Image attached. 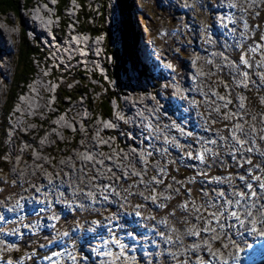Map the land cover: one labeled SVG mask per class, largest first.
<instances>
[{
	"label": "bare ground",
	"instance_id": "6f19581e",
	"mask_svg": "<svg viewBox=\"0 0 264 264\" xmlns=\"http://www.w3.org/2000/svg\"><path fill=\"white\" fill-rule=\"evenodd\" d=\"M53 1H55L53 3ZM51 0L50 4L54 5L56 4V0ZM135 4L138 7V10L135 12L137 20L143 24L144 26H147L150 29V32H146V34H140V31L137 28L136 33H138V37L140 38L141 36L144 35V40L146 39H152L155 36V31H159L161 28L166 27L169 28L172 26L174 23L176 17H178L180 14L178 12V9L174 8L171 6V4H168V0H160L158 4H155L156 6H166V16H161L155 18V23H154V28L149 27V23H146L145 21V15H142V0H134ZM181 1V0H180ZM232 1L234 2V5H237L235 8H244V7H249L247 11H250L252 8L253 2H256L258 0H214L212 1V7H208V11L211 14H215L217 16V19L215 20V23H212L213 26H211V35L217 36L219 34V29L221 30L223 27L221 26H214V25H219L221 21V11H223L222 15L227 16L229 15L231 18H235V16H241L242 12L237 11L235 9H232L230 5H232ZM36 3L39 5L38 8L32 9V4ZM30 4V7H24L21 6L20 10L23 11V14L25 16L29 15V18L26 17H20V23L23 27H28V31H40L41 33L38 34V38L42 41H46L48 39L47 33L50 32L49 28L47 27L48 21L52 18V15H47L44 14L42 11V8H45L42 6V3H44V0H35ZM126 4V0L124 1ZM71 3H76L74 1H71ZM184 3V2H183ZM213 3H217V7L214 8ZM224 3L227 5V8L224 7ZM29 4V3H28ZM26 6V5H25ZM48 7L47 9H49ZM211 8V10H210ZM217 9V10H213ZM181 9L184 10L183 7ZM126 11V10H125ZM215 11H219V13H216ZM127 12V11H126ZM57 14V13H56ZM140 14V15H139ZM119 18H122L121 15H119ZM31 19V20H30ZM28 21H31L34 26H28ZM58 22L60 20H57ZM239 21V20H237ZM230 26H234V22L230 21L228 25V29H230ZM248 30L247 27L243 26L242 28H237V31H241L243 33H246ZM22 31V30H21ZM3 31L0 33V40H3ZM22 33V32H21ZM37 32L33 33V36L36 35ZM11 35H14V33H11ZM228 33H223V37H226ZM122 36V32H121ZM196 36V35H195ZM229 38V39H228ZM227 39L231 40L229 43H235L236 41H242L244 39L243 37H239L238 33H230L229 37ZM129 39V38H128ZM195 42L196 37L194 38ZM207 40V34L206 32H203L202 35L200 36V45H203L204 47L207 48V43H204V41ZM212 41V40H211ZM28 42V40H27ZM30 42H33L30 41ZM128 41H126V50H125V58L127 62L122 64L121 68L124 71L123 66L126 69L131 70V74H127L123 77V79H127L130 77V79L136 84L135 80L138 78H143L149 76V78H154L157 79L155 80V87L152 88H144V87H136L140 90L146 89V93L142 92H136L134 89H132V84L129 85L130 88H128L127 94L122 97L124 106H126L125 111L124 110H117L116 106H114V113L110 115V117H121V118H115V125H122V121L129 123V132H122V141H131L132 139H142V125L145 124V111H138L136 113V107H145V106H152L153 102L158 101L159 99H152L146 96V94H150L151 90H155V92H158L157 88L159 86V82H164V88L162 91L169 95L170 98L166 99L165 101L169 102V106L164 105V108L167 109V111H170V114L172 116H184L187 115V106H185L184 102L179 101V96H184L185 94H188V92H191V85H192V77L195 78V82H199V96H207V95H216L217 94V88L219 89H228V82L225 80L224 75L219 74L218 79L219 83H216V86L213 88V93L211 91L212 89V83H211V71L208 65H203V53L202 52H197V51H190V57H183L181 58V70L178 73V80H176V87L169 88V77H165L164 79H158L160 76L164 75L162 70L160 69V66L158 63L153 62L150 57L147 55V49L144 47L142 44L137 43V47L134 49L129 50L128 49ZM213 42V41H212ZM35 44V43H34ZM40 46V43H38ZM154 44V43H153ZM31 45V44H30ZM97 45V44H95ZM156 46V44H154ZM18 46V45H17ZM150 47V45H148ZM32 47V46H31ZM35 48V47H33ZM34 50V49H33ZM1 51V50H0ZM17 51V50H16ZM15 51V52H16ZM146 51V52H145ZM160 54V52H159ZM8 55V53L2 52L0 55V59ZM15 55V54H14ZM33 58V57H32ZM34 59V58H33ZM15 61V60H14ZM34 61H37L34 60ZM195 61V63H193ZM192 64L190 67L189 64ZM13 65V63H12ZM37 68V65H35ZM257 66H261L264 69V62L262 61L261 63L257 64ZM121 71V69H119ZM186 70V72H184ZM125 73V72H123ZM9 77L11 75V72L9 71ZM170 74V72H169ZM184 76L185 81L181 80V77ZM14 77V76H13ZM29 77V76H28ZM12 78V75H11ZM30 78V77H29ZM35 78H38L37 74L35 75ZM35 81V79L32 77ZM237 79L241 82L243 80V76L238 75ZM11 80V79H9ZM116 80V79H115ZM194 81V79H193ZM27 82V81H26ZM125 82V81H124ZM9 83L6 82V84ZM127 83V82H126ZM131 83V82H130ZM5 84L4 87V95L8 89H6L7 85ZM25 84V83H24ZM98 90H103L107 88L109 82L106 81H99L98 82ZM257 84V83H256ZM174 85V84H173ZM258 85V84H257ZM10 86V85H8ZM259 86V85H258ZM30 92V91H29ZM141 93V95L139 94ZM22 94V92L20 93ZM7 95V94H6ZM192 95V94H191ZM131 96V97H129ZM190 96V95H189ZM86 97V96H85ZM175 97L176 99L172 98ZM17 98V97H16ZM131 98V99H130ZM39 99V98H38ZM221 100H228V90H221ZM5 101V100H4ZM239 101V100H238ZM237 102H235L234 106H237ZM78 103V102H77ZM181 105V107L179 106ZM3 105V101L0 105V111ZM21 104H17V108H20ZM86 107V106H85ZM215 108V111H220V103H212V109ZM13 110V109H12ZM89 110V109H87ZM97 110V109H95ZM41 111V110H40ZM93 111V110H92ZM128 111V112H127ZM13 112V111H12ZM36 113V112H35ZM40 113V112H39ZM97 113V112H96ZM53 116V115H52ZM73 116V115H72ZM77 116V115H76ZM51 117V116H50ZM78 119V118H77ZM83 119V118H82ZM72 120V119H71ZM144 120V122H143ZM66 124L68 125L70 122L69 118H66L64 120ZM107 125L109 124V118L107 117ZM74 122V121H73ZM50 123H53L52 121H48L47 125L49 127H52ZM71 133L67 132H61V133H55V132H44V135H40L38 133H33V137L35 138V143L37 144V140L42 139L43 144L41 145H47V146H53V148H37L36 144H24V149H32L35 152L39 150H46V149H52L54 152L58 147L61 146L62 141L60 139H64L63 141H69V146L73 148V152L78 156V159H85L89 157V154H87V149H82V147H85V145H88V143H92L91 139V127L92 125L87 124V125H82L81 127H78L79 129L76 130L73 124L71 123ZM108 127V126H106ZM59 129V128H58ZM67 129V128H66ZM61 131V130H60ZM58 132V131H57ZM93 133V132H92ZM139 137H137V135ZM58 135L61 136L60 139H58ZM46 138L47 142H44V139ZM80 139V143L76 146V141ZM218 140V139H217ZM52 142V143H51ZM93 144V143H92ZM102 144L105 145V139L102 141ZM25 146H28L27 148ZM120 146L123 145H115L113 147H117L118 149ZM199 149L202 150L203 148H206L205 145L203 144L202 141H199L198 144L196 145ZM61 148V147H60ZM122 152L120 151L121 154H119V157L117 159V165L119 167H124L125 169H128L129 171L132 170L133 167H131V163L127 160V157L125 153H127V146H123V149H121ZM136 151H141L140 148H136ZM78 152V153H77ZM155 153V151H153ZM204 153V152H203ZM65 154V152L63 153ZM207 156H209V153H205ZM154 156H158L160 159L161 163L165 162V159L163 155L160 154V152L154 154ZM42 158V157H41ZM163 158V161H162ZM5 160V158H3ZM161 163L159 164H154L151 165V170L156 173L157 168L161 166ZM195 164L198 168H202L203 164L199 161L196 160ZM80 165V163H79ZM136 165L139 168H142V165L140 163H136ZM156 165V166H155ZM4 166V165H3ZM18 165H16L17 167ZM16 167L15 165L12 166V176L16 180V177H24L22 180H26V176L28 178H31L32 175L35 174H27V172H24L23 174L16 173ZM61 168L66 169V164L60 165ZM42 169V168H41ZM40 169V170H41ZM52 169V168H51ZM35 173H38L37 170L33 169L30 170ZM0 172L3 173L2 169H0ZM41 172V171H40ZM73 173V172H72ZM150 173V172H149ZM22 175V176H21ZM62 175V174H60ZM41 177V176H40ZM60 177V176H59ZM58 178V177H57ZM61 178V177H60ZM22 180H19L18 183L23 184ZM38 180V179H37ZM55 183V184H54ZM46 184L44 187H50V196L48 199H46L44 196L41 201H45V203H33L32 206H36L25 210L26 212L29 211V213L25 216L21 215L20 208H17L14 210L12 214L6 212L4 208H0V211L3 213L4 219L0 220V230L2 228L4 230L10 229V232L15 233L16 231L19 232L22 236L19 234H16V236H19L20 238L14 239L12 235L5 234V233H0V263L1 264H72V261L70 257H75L76 258V264H172L170 262V258H173L174 261L178 262L179 264H182L186 259L190 260L187 261L189 264H193V260H196L197 258L201 257V261L203 259L216 262V264H221V259L226 260L228 264H242L244 262H254L253 264H264V259L259 257V248H264V235L260 237L261 234L260 232H264V228L259 227L257 224H253L251 221L247 223L246 226L244 227H239V228H231L230 231H227L224 234H221L219 232L213 233L211 232H203L202 231V226L203 229L207 228L206 225H204V221L200 219V214H202L205 218H208V213L204 211L203 207L200 205H196L194 202H186L188 204V213H181L182 216L188 217V221L186 222L183 220L182 222H178L176 224V227L171 228L169 227L170 224L169 220H162V219H139L138 217H135L133 213L131 214H125L122 216L121 220H119L118 224L121 225V227L118 230H121V233L127 232L124 230L127 227L128 231L134 232L133 235L131 236L130 240L129 238L126 237L123 241L120 240L121 244H126L128 242L134 244L133 249H125L124 247V255L118 260V263L109 261L107 257L109 258L108 255H101L99 258L94 260L91 259H85L82 256H88V252L84 250V246L82 244L79 245L78 250L76 252H73L68 244L64 245L63 247H54V248H47L45 250V255L50 256L47 261H41V263H33V257L25 259V262H16V260L13 263V260L7 259V250L10 247H17L19 249L24 248L25 242L23 238L25 237L26 234L30 233L29 229L35 228L36 231L40 229L38 222L40 220L44 221L47 220L50 216H58L62 222L64 221H70L73 222L77 219V213L73 212L76 211L75 208H66V212L63 215V220L62 217H60L59 214H57L59 211H64L63 206L61 207H49V202H52V198H54V192L58 189L63 190V194L59 196L61 200L65 201H71V203H78L81 202L79 199V196L75 197V200L72 199L69 191L63 187L62 185L58 184L56 180L53 181V185H49L48 181H45ZM236 184V183H235ZM216 187H222L220 184L214 182L213 183V188ZM228 186H223L222 188H227ZM240 187V185H238ZM55 188V189H53ZM258 191L259 189H255ZM49 192V191H48ZM236 191H233L231 193L234 194ZM246 192V191H245ZM69 199V200H68ZM207 197L203 199L206 200ZM85 203L90 202L89 199L86 197L83 198ZM59 201V200H58ZM60 202V201H59ZM8 203V202H7ZM13 204V203H12ZM58 204V203H55ZM203 204V203H202ZM251 204V202H249ZM15 205V204H14ZM38 206V207H37ZM219 206V205H217ZM230 210L231 211H237L238 206H232L230 205ZM193 208L199 209L200 213L198 214L197 212L193 211ZM71 210L69 213L68 210ZM116 209V208H114ZM90 211V210H89ZM94 211V210H93ZM141 212H146L145 210L141 209ZM71 214V215H70ZM237 214H242L244 217L248 215V213L244 212L242 208L239 209ZM259 216H264L262 212L260 213H253L252 220H256ZM95 217V211L93 213L87 212V216L84 218L86 221H89ZM175 218V217H174ZM145 219V220H144ZM145 223L147 226L143 227L140 222ZM83 221V220H81ZM85 221V222H86ZM30 222H33L32 224ZM138 222V226H136V223ZM230 224L234 223V221L229 220L228 221ZM117 225V224H114ZM155 227V229L153 228ZM255 228V231H252V229ZM15 229V232L13 231ZM76 231L72 232L70 231V234L65 237L63 240H66L67 242L69 240L77 241L78 239H82L84 242L91 241L92 246L96 247L97 251L103 250L101 252L107 253L110 251H116L114 243H109L108 245L103 244L102 239L104 237H109V235H106V229H97L96 232L93 235H88L86 232H82L80 236H78V229L75 228ZM2 231V232H3ZM195 232H197L195 234ZM249 233L254 234V237L250 235ZM41 236L46 237L49 235V231L45 229L44 231H41L39 233ZM163 234V235H162ZM159 235V236H158ZM210 235H216L217 238H211ZM15 236V235H14ZM112 236V235H111ZM219 237V238H218ZM170 238V239H169ZM255 238V241L252 239ZM260 238V240H258ZM21 241L19 242V240ZM156 240V246L152 243V240ZM220 241H223L225 243V246L220 245ZM129 243V244H130ZM248 244V246L242 250L237 249V247L242 246V244ZM58 244V243H57ZM57 244H54L55 246ZM193 244V245H190ZM143 247H146V252H148L150 257L145 260L144 256L139 255L140 251L143 249ZM149 250V251H148ZM240 250V251H237ZM129 252V254H125L126 252ZM214 251V254H211ZM96 255V253H95ZM139 255V256H138ZM211 257V259H210ZM259 258V259H256ZM32 259V260H31ZM160 260L163 261L160 262ZM117 262V261H116ZM186 262V261H185ZM186 262V263H187ZM195 264H197L195 262Z\"/></svg>",
	"mask_w": 264,
	"mask_h": 264
},
{
	"label": "built area",
	"instance_id": "2783aa9c",
	"mask_svg": "<svg viewBox=\"0 0 264 264\" xmlns=\"http://www.w3.org/2000/svg\"><path fill=\"white\" fill-rule=\"evenodd\" d=\"M212 1L214 0H184V16L183 19H180L178 27L169 28V31H155L153 43L156 44L157 51L160 52L161 65H164L167 71L170 72L169 88L176 87L178 73L181 70V58L190 57V51H197L203 53V65H208L210 71L214 74H224L225 80L228 82V89L217 88L216 95L199 96V88L201 87H199V82L193 81L192 77L191 92H188L184 96H179V101L184 102L185 106H187V115L172 116L170 111L164 108V100L153 102L152 106L136 107V113L138 111H145V124L142 125V139H132L131 141H122V132H129V123L122 121V125H115V118L121 117H108L110 126L107 128L115 129V133H110L105 136V145L127 146V153L125 155L131 163L138 161L137 157L130 152L132 149H135V144L144 147L149 154L153 153V151L155 153L160 152L164 148L180 150L182 146L193 150L195 149V145L192 144L191 139L196 131L212 134L210 140H215V144L218 143V140L214 135H218L221 132L218 138L222 142H225L224 146L226 147V155L220 158V162H224L222 165H225V162L229 159L230 167L235 169L238 175L240 174V176L246 177L251 172L253 176H261L264 175V169L260 167L264 165V109L260 108V111L255 113L250 121L243 119L242 124L238 126L227 124L233 121V117H230L233 114L232 108L243 105L241 87H245L248 82L252 81L253 77L257 78L254 74L259 73V70L255 68L253 71H250L253 69L251 64H248L247 70L239 68L238 63L232 60L225 51L217 48V37L215 38L211 35V26L213 25H211V17H208V7H212ZM172 3H174V0H168V4ZM69 5L65 9L67 11H63L65 16L70 17L68 23L69 29L65 33V36H62L58 32L56 37L60 38L59 36H61L63 38L62 40L66 42L87 37L85 38L86 41L89 40L94 43L98 41L102 44L100 46L102 48L108 44L107 49H109L113 60L111 66L117 70L121 69V61H119L120 64L117 63L118 61H115L117 57L115 56L118 54V49H122V40H120L118 35H121L122 24H120V20L115 19V11L113 5H111V0H84L83 4L76 1V3H71V6ZM142 6V15H145V21L149 23L150 28H154L155 18L166 16V6H156L154 0H142ZM224 7L227 8L225 3ZM200 16H207L209 19L207 21V28H200V24L198 23ZM108 24H115V33H108ZM83 25H86L90 31L91 29L95 30L96 33L90 31L88 34L83 33L85 32L81 30ZM214 26H221V23ZM177 29H179L180 38L160 35L161 33H170ZM230 29H235V32L231 33H238L235 27L230 26ZM188 30L193 34L188 38L191 43L185 45L186 47H190L189 52H187L184 46V40L188 36ZM200 31H207V39L211 37L213 41L207 43V50H200ZM28 32L31 35L29 40L32 41L33 33L40 31ZM226 37L218 38V40L225 42ZM99 38H101V41H99ZM178 44L181 45L183 51L177 48ZM169 52L170 55L166 57V54ZM223 54H226L229 60L226 61ZM9 56L11 55L8 54V56H5V67L1 68L4 70L5 76L1 77L0 86H5L6 82H8ZM118 57H121V53ZM208 61H212V63L209 64ZM34 63L37 65V76L39 77L44 69L45 63L43 60L38 61V59ZM169 64L172 67H167ZM238 75L243 76L241 82L237 79ZM127 83L132 84V89H136V92L139 90L134 83H130V78L127 79ZM221 90H228V100H221ZM164 98H166V93ZM237 101V106H234ZM212 103H220V111H213ZM188 115L192 121L189 120ZM50 125L54 126V123H50ZM222 132L225 135L227 134L228 139L222 135ZM24 134L26 135V140L22 142L23 149L24 144H36L33 133L30 130H24ZM233 136L243 139L245 141L243 145L238 144L233 139ZM165 140L169 141V143L165 144ZM227 140L230 143L235 142L233 149L230 150ZM177 145H180V147H177ZM11 147L13 148V146ZM44 147L53 148V146L42 145V148ZM249 148L252 149L250 153L247 151ZM82 149H87L88 154V151L94 150V147L92 143H88ZM243 162L246 165L251 164V168H247L244 171L245 165H243ZM33 178L34 175L31 176V180ZM251 180L253 179L250 178ZM127 192L128 194L131 193V195L137 193L136 190H127ZM46 193L48 191L43 193L41 198ZM37 198H39V195H37Z\"/></svg>",
	"mask_w": 264,
	"mask_h": 264
},
{
	"label": "rangeland",
	"instance_id": "374dc122",
	"mask_svg": "<svg viewBox=\"0 0 264 264\" xmlns=\"http://www.w3.org/2000/svg\"><path fill=\"white\" fill-rule=\"evenodd\" d=\"M34 1L35 0H33L32 2H34ZM159 1L160 0H154L155 4H158ZM24 2H25V0H21V3L22 4ZM50 2H51V0H44V3H42V6L45 7V8H48L49 7L48 4ZM54 2L55 1H53V3ZM127 2L129 4L128 3L125 4V2L122 3L124 5L123 10H126L127 11V12H123L119 8L118 0H111V5H113L114 11H115V19L116 20H120V24H122V27H121L122 36L120 34H118L120 40H122V49H120V48L118 49V54L115 56V57H117V58H115V61H118L117 63H119V64H120L119 61H121V66H122L123 63L125 64L127 62V60L125 58L126 41H128V38L129 39L132 38V42H131L132 43V49L135 50V48L137 47V43L138 44L140 43V44L144 45V47H146V49H147V55L150 57V59L153 62L158 63V65L160 66V69L162 70V72H163L164 75L160 76L158 79H164L165 77H169V75H170L169 74V71H167V68H165L164 65H161V56H160L159 52L157 51L156 46L153 44L152 39H150V40L149 39L144 40V35L141 36L140 38L138 37L139 35H138V33H136V31H137V28L136 27H138V29L140 31V34H143V33L146 34V32H150V29L147 26H144L143 27V24H141L137 20L136 15H135V12L138 10V7L135 4V1L134 0H127ZM183 2H184V0H181V1L180 0H174V3L171 4L172 7L178 9V12L180 14H178L179 16L176 17L174 23L169 28L178 27V24H180V19H183L184 10L181 9V7L184 8V3ZM69 3H70V5L69 4L68 5L71 6V2H69ZM213 6H214V8H216L217 7V3H213ZM38 7H39V5L36 4L35 2L32 4V9H35V8H38ZM214 10H217V9H214ZM65 11H67V10H65ZM21 13L23 14V11H21ZM119 15H121L122 18H119ZM23 17L29 18V15L25 16L23 14ZM208 17H211L212 23H215V20L217 19V16L215 14H211L208 11ZM208 20L209 19L207 18V16H200V21L198 22L200 24V28H207V21ZM78 22L81 23L80 20H78ZM198 23H197V25H198ZM212 23H211V25H212ZM28 26H34L35 27V25H33V23L31 21H28ZM169 28L166 27V31H169ZM89 30L90 29L86 27V30L83 33L88 34ZM190 30H188V36L184 40V46L186 44L189 45L191 43L190 40L188 39L190 35H193ZM1 31H3L2 32L3 33V40L2 41L0 40V50H1L0 51V55H1L2 52H5V50L2 49L3 47H1V44H3V46H5L6 48H8L9 46L13 45L12 52L9 53L11 56L8 57V73H9L10 68L12 69L13 55H14V53L16 54L15 51L17 50V45H18V43L20 41V38H21V36H20L21 33L19 32L20 31V26H19L18 21L16 19V16L14 14H9L5 18L0 17V33H1ZM159 31H165V28H161ZM203 32H206V34H207V31H200V36L202 35ZM11 33H14V35H11ZM108 33H115V24H108ZM30 36H31L30 34H27V37L26 38L28 39V38H30ZM6 38L10 39V42H7L6 41ZM85 38H87V37H83L81 39L82 42H79V43L75 42L73 47H74V49H76V51L81 56H85L86 58L87 57L88 58H91L92 57L93 60H94V62L96 63V61L98 59V55H97L98 50L95 51V50L92 49V50H90V53H87V52H84V51H82L80 49L81 47L84 46V43L86 42ZM100 39L101 38H99V41H101ZM95 44H97L96 46L99 48V50L102 48V47H100V46H102V44H100V42L97 41ZM222 44H226L227 45V44H231V43H222ZM148 45H150V47ZM189 48L190 47H186L185 46V49H187V52H189ZM200 50H207V48L204 47L203 45H200ZM41 51H44L46 53H50L44 59H48L51 56V59L57 61L58 62L57 64L61 67V72L63 73L64 80L59 81V85L63 89L62 90V93L63 92H66V93H71L72 92L71 95H73V98L67 97L66 100H65L67 102L69 100H71V102H72V104H70L68 106L69 107V110L60 112V114H58V110H57L58 109V105L55 104V103H52V101L50 102V100H45L46 97H44V95L40 96V92H39L40 90L41 91H44V92L50 90L51 91L50 93H53V90L57 87V83L53 79H51L49 72L46 75V68H44L43 71L41 72V75L31 85L30 92L28 90V93H27L24 90L22 92V94H20L21 93L20 92V93H18L16 95L17 98L15 97L14 99H12L9 111L10 112H12V111L15 112L16 111V103H20L22 105V107L25 106V103H26L27 106H30V107H32L34 109V112L32 113V116H36L37 115L40 119L41 118L43 119V117H41V116H43V114H45L43 112L45 111V106H46V112L48 114V117H47L48 118V121H52L54 123V126H52L49 131L50 132H55V133H61V132L71 133L70 132L71 131V126H70L71 123L73 124V126L75 127V129H77L78 127H81L83 124L85 125L87 123V121H86V118L83 115L94 116V117L97 118V114H99V113H96L99 110V108H97V105L99 104L100 99L103 98V97L101 98V96L105 92L104 91L103 92H98V91L94 90V88L91 85H87L88 89H85L86 94L83 95L84 99L83 98H80V101L77 100L76 99V97H77V90H78L79 87H77L76 90H74V87H76L75 85L82 84L83 86H85V84H86V82L82 79L83 78V75L81 74V72H77L76 70H74V72L68 73V71H69L68 67L64 66V64H63V63H65V57H60L61 56V53L58 52L54 48L52 50V47H51L50 44L44 43V45L41 46ZM115 51H116V48H115ZM229 52H231L230 49H229ZM120 53H121V57H118V55ZM106 55H107V58H110L111 57L110 55L108 56V54H106ZM5 56H8V55H5ZM5 56H3L0 59V68L5 67ZM94 62L91 65H89L90 69H88L86 71L85 68H84V70L82 72V73H84V76L88 80L92 77L93 72L95 73V72L98 71V68H97V66L95 65ZM224 63H226V62H224ZM190 65H192V64L190 63L189 66ZM123 68H124V71L122 70V68H121V71H118L117 70L118 73H117V75L115 77V79L118 80L120 87H121V84H122V80H124V81L127 82V79L130 78L129 77L127 79H123V77L125 75H127V74H131V70L130 69H126L124 66H123ZM123 72H125V73H123ZM184 72H186V70H184ZM73 73H74V75H73V77H71L70 75L73 74ZM211 74H212V77L210 79L211 80V83H212V89H211V91L213 93V88L216 86V83L217 82L219 83V79H218L219 74H214L212 71H211ZM259 74H261V73H255L254 75L257 78L260 79ZM221 75H224V74H221ZM4 76H5L4 70L2 69V71H0V84H1V77H4ZM76 76L79 77V78H77L79 80L74 79ZM10 77H11V75H10ZM10 77H9V74H8V81H9ZM40 79L43 80L46 83L44 85H47L48 88H42L41 87ZM155 80L156 79H154V78H149V76L143 77V78H138L137 80H135V82H136L135 86L136 87H141L142 86L144 88H152L153 89L155 87ZM181 80L185 81L184 76L181 77ZM104 81H105V79H104ZM31 82H33V81L30 80L29 83H31ZM130 82L132 83L134 81H132L130 79ZM251 82L253 84L255 83V78L254 77L252 78V81ZM158 84H159V86L157 88L158 92H155V90H151L150 91V94H146V96L149 97V98H152V99L164 100V105L169 106V102H167L165 100L168 99V98H170V97H169V95L166 94V98H164L165 93L162 91V89L164 88V84L165 83L161 81ZM129 85H131V84H129ZM4 87L5 86H0V105H1V103L3 101V97H4ZM129 88H130V86H129ZM126 90L128 91V89H126ZM134 91H136V89H134ZM137 92L146 93V89H142V90L139 89V90H137ZM257 92H259V93H257ZM26 93L28 94V98H26L25 101H24V98H25ZM139 94L141 95V93H139ZM78 95H79V93H78ZM111 96H113V97H119V99H120V93H118V92H114L113 95H110V97ZM129 97H131V96H129ZM172 98L176 99L175 97H172ZM108 99H109L108 104L110 105V115H111L113 113L114 106H113V104H112V102H111V100H110L109 97H108ZM89 101H90V103H89ZM258 101H264V94L261 93L260 89L254 88L253 89V92L250 94L249 102H250V104H252V103H258ZM124 105L125 104H123L119 108V111L124 110L126 108L127 104H126V106H124ZM179 106L181 107V105H179ZM87 109H89V110H87ZM95 109H97V110H95ZM212 110L215 111V108H213ZM31 111L32 110H30L29 108L26 109L27 115L30 118H31ZM258 111H260V110L257 109V108H254L252 106L250 108H248V114H250V115H253V114L257 113ZM47 114L45 116H47ZM65 118H69L70 119V122H69L68 125L64 121ZM102 124H104V123L102 122ZM92 127L94 128V125H92ZM92 132L95 133V131H92ZM92 132L90 134H92ZM60 138H61V136L58 135V139H60ZM8 140H9V138H8ZM63 140L64 139H60V141H62L61 146H60L61 148L58 147L55 152H54V150H52L53 153H56L59 156L62 155L64 152L65 153H74L73 152V150H74L73 148H75V147L71 148L69 146V144H68L69 141L68 140L67 141H63ZM79 143H80V139H78V141H76V146ZM37 144L38 145H36L35 149L41 147L40 144H43V140L42 139L37 140ZM25 147L27 148L28 146H25ZM9 155H10V152H9ZM12 156H13V153H12ZM32 156L36 157V161L37 162L44 163L43 155H41V154L39 155L38 153H36V154L33 153ZM179 157H182V156H178L177 158L179 159ZM5 159L7 160V158H5ZM58 159L59 160L57 161L56 164L55 163L52 164L51 163V160L49 162L50 167H53L52 168V171L54 173V176L53 177H54V179L56 177H58V178H56V180L58 181V184L62 185V184L65 183L68 186L67 181L61 180V179H63V178L64 179H67L70 176L68 175V172L66 170L61 169L60 166H59V163L64 164L66 161H64V159H62V158H58ZM19 161H20V159H19V157H17L16 158V164ZM182 161H184L187 164L188 161L193 162V159H189L188 157H182ZM155 163H157L156 160L154 162H152L151 164H155ZM185 163L183 164V166L187 167V169L186 168H183V170H182L181 169L182 164H175V165H172V166H168V164L165 163L164 166H160L159 167V170L156 171V173L154 174V177L152 178V179H154V182L153 183L156 184V181H157L156 176L157 175L163 174V175L160 176L161 178L159 179V181H162L164 179V177L167 176L168 178L165 180V183L161 186V188L162 189H165L167 191L173 190L174 191V194L167 195L168 199L165 200L164 199L166 197L165 195H162L159 192H155V191L150 192V194H155L156 196H161V199H162L163 202L160 203L159 205L163 204V207H159L158 210H156L153 207L154 208L153 209V213H155V214H152V212H150L149 214L146 213L145 219H151V218H155L156 219L157 217H159L162 220H169L171 218L170 219L171 221L169 222V224H170L169 227H171V228L176 227V224L178 222H182L183 220H185L187 222L189 218L180 215V211H179V208L177 207V204L178 203L185 204L188 201L187 199L192 200V198H190L192 196V190L190 188H186L187 191H185V189H184V187L186 186V183L188 182V180L190 178L194 179L195 183H190V184H192L195 188L196 187H200V189H204V188L208 187L206 185V183L213 185V183H211L212 181H219L220 180L218 178H215L214 180H210L211 182H208L205 179L206 182H204V181H202V179H199V176L200 175H197V173L200 172V170H198V169H202L203 172L206 173V175L213 173L214 170H215L214 168H216L217 170H222V166L219 163H215L214 164V165H218L216 167H213L211 165V163H210V164H208V166L209 165H211V166H209L208 168L205 165H203L202 168H198L194 163L191 166L190 165H185ZM142 165H143L144 168H147L144 163ZM17 167H19V166H17ZM68 167H69V165H68ZM70 167H71L70 169L74 172V167H72L71 165H70ZM25 168L29 169L28 167H25ZM35 168H37L38 171H39V173H40V175L38 177H36L39 181H41V177L42 178H45L48 181L51 180L52 175L50 176V173L46 172V169H41L38 166H36ZM27 169L21 168V173L23 174L24 171H29ZM72 171H70V173ZM222 171H224V170H222ZM182 172H184V173H187L188 172L190 174V178L185 179V180H178L177 178L174 177L177 173L181 174ZM33 173H34L33 171H30L29 174H33ZM151 173L152 172L148 169V174H151ZM60 174H62V175H60ZM71 174H73V173H71ZM7 175H8V172L7 171H5V173L4 172L3 173L0 172V180L3 179V178H5ZM9 178H11V177H9ZM22 179H24V177L22 178V177L17 176L16 177V182L19 181V180H22ZM237 179H239V177L237 175H235V177L232 176V178L229 177V178H227V179H225L223 181L220 180L221 182L219 181L222 185L228 186L227 188H221L219 190V191H227V193L229 194V197L225 198V206H230V205L235 206L234 204H232L230 202L231 193L233 191H236V192H238V191H244V192L246 191L247 192L248 191V189L247 188H244L242 184H239L238 182H236ZM23 181L24 180H22V182ZM255 181H256V183H259V181H257V180H255ZM168 183H171V184H168ZM12 184L13 183H10L9 185H12ZM19 184L22 185L21 183H19ZM38 185H39V187H43L45 184H38ZM182 185H183V187H182ZM238 185H240V187H238ZM17 186H19V185H17ZM22 186L23 187H27L26 184L25 185H22ZM28 186H32L35 190L38 188L36 185L33 186L30 183L28 184ZM1 189H2V187H1ZM4 189L7 191V193L6 194L4 193V195L2 196L1 199L5 200L6 203L9 202V201L14 202L13 199L10 198V197H13L14 198V195H15V188H14V186H10L9 188L4 187ZM53 189H55V188H53ZM23 190H25V188H23ZM8 191H10V192L8 193ZM208 191L210 192V191H214V190L212 188H210ZM50 193L51 192L49 190V192L46 193L44 195V197L46 199H48L49 196H50ZM62 194H63V190L62 189L61 190L58 189V190H56L54 192V198H52V202L53 203L51 204V206L52 207H54V206H56V207H61V206L65 207L64 208V211H59L57 213V214L60 215V217L63 218V215L65 214V212L67 210L66 209L67 208L66 205L69 204L70 202H72V200L71 201L61 200L59 198V196H61ZM197 194H200V192H198ZM203 194H204V191H203ZM210 196L211 197H215L216 194H214V193L211 192ZM58 200L60 202L58 204H55L54 201H58ZM192 202H197L198 205H201L202 206V203H201L200 199H199V202L200 203L198 201H195V200H192ZM78 203H80V202H78ZM12 205L13 204L10 202V206H12ZM126 205H128V203H126ZM6 206H8V205L6 204ZM166 207H168L169 210H167L165 212L164 211V208H166ZM72 208H74V207H72ZM70 209L68 210L69 213L71 212ZM4 210L6 211V207H4ZM122 211H124V210H122ZM173 211H175L177 213V215H175V216L169 215ZM6 212H8V211H6ZM13 212H8V213L12 214ZM73 212H76L77 213V210L76 211H73ZM73 212H71V214H73ZM88 212L93 213L94 211H88ZM261 212L264 215V210H262ZM28 213H29V211H27V212L25 211L24 216L27 215ZM2 214L3 213L0 211V216ZM81 214H82V212L78 213V215H81ZM135 216H138V215L136 214ZM63 220H65V218H63ZM78 220H83V222L86 221V219L84 217H80V219H76L73 222L64 221L63 224L68 229L67 231H69L70 229H75L77 227V225H80V221L78 223ZM30 223L32 224L33 222H30ZM136 226H138V222L136 223ZM142 226H145V224L142 223ZM123 228H125L124 230L128 231L127 227H123ZM153 228L155 229V227H153ZM3 229L4 228H2L1 230L3 231ZM83 230H87V228L82 227L80 229V231H83ZM205 231L211 232L212 230L211 229H207V230L205 229ZM118 232L121 233V230H118ZM0 233H5V234L8 233L9 235H12V237L14 239L20 238L19 236H16V234H19V232H17V231L15 233H13V232H10L9 230H4L3 232H0ZM249 234L252 235V233H249ZM259 234L264 235V232H260ZM261 235H260V237H262ZM211 236H214V237L217 238L216 235H211ZM252 237H254V234L252 235ZM57 238L58 237L52 238L47 244H44L43 246L42 245H39V246H41V250L38 251V252H34V251L33 252H27L25 250H20L18 253L17 252H14V253H10L9 252V258L8 259L9 260H13V263H14L15 260H16V262L17 261L18 262H25V259H27V258L29 259L31 257H33V263L34 262L41 263V261H47L50 256H47L46 257V255H45L44 252H45V250L49 246H51L52 244H54L55 242H57V240H55ZM64 238L65 237H63V239ZM127 238H129V237H127ZM130 238H129V240H130ZM110 239H114V244L117 243V240L114 237H111ZM124 239H126V238H124ZM252 239L255 241V238H252ZM258 240H260V238H258ZM20 241H21V239L19 240V242ZM72 242H73V240H69L68 242L66 240H63V242H61V240H60L56 246L54 245V247H57L58 246L60 248V247H63L64 245L68 244L70 246L71 250L73 252H76L78 250L79 245L82 244L84 246V250H86L87 252L89 251L88 252V256L87 255L84 256L85 254H83V252H82V256L85 259L87 258V259L94 260L92 258V255L95 256V253L92 251L93 249H92V244H91L92 242L91 241H89L90 243H88L87 241L84 242V241H82V239H78L77 241H74L73 243ZM104 243H106V244L109 243V240H104ZM129 243L130 242L126 243L125 245L124 244H122V245L123 246H127ZM152 243L156 246V240H152ZM28 245L29 244H27V246ZM190 245H193V244H190ZM220 245L225 246V243L223 241H220ZM247 246H248V244H245L244 243V244H242V246L237 247V249L242 250V249L246 248ZM54 247H49V248H54ZM13 248H14V250L16 249L15 247H13ZM130 248L133 249L132 247H130ZM130 248H129V246L125 247V249H130ZM143 248H146V247H143ZM18 250L19 249H17L16 251H18ZM240 250H237V251H240ZM124 251L125 250L123 248V253L121 251H119V252H115L114 254H112V252H111V256L113 257V259H110L109 261L115 262L114 260H119L124 255ZM129 252H131V251H128L125 254H129ZM144 254H147V255L144 256ZM211 254H214V251ZM139 255H142L145 258H149L151 254H149L146 251L145 252H142V250H141ZM210 259H211V257H210ZM256 259H259V258L256 257ZM145 260H147V259H145ZM172 260H173V258H170L169 261L171 262ZM185 261L186 262L189 261V263H191V261L188 260V259H186ZM185 261L182 262V264H189L188 262L186 263ZM160 262L163 263L162 260H160ZM204 263H207L208 264V260L203 259L202 261H199L198 264H204ZM28 264H32V263H28ZM193 264H195V261H193ZM212 264H216V262H212Z\"/></svg>",
	"mask_w": 264,
	"mask_h": 264
},
{
	"label": "snow or ice",
	"instance_id": "6c2138e0",
	"mask_svg": "<svg viewBox=\"0 0 264 264\" xmlns=\"http://www.w3.org/2000/svg\"><path fill=\"white\" fill-rule=\"evenodd\" d=\"M260 5H264V0H260V4L257 5V7H259ZM233 7H236L237 5H232ZM224 17L221 18V27L223 28H228V25L224 24ZM230 32H235V29H229ZM161 36L167 35L169 37H174V38H180L179 37V29L174 30L170 33H161ZM258 38L260 41H264V35H260L259 33L257 34ZM175 42V41H174ZM211 42V37H208L207 40L204 41V43H209ZM239 43V42H237ZM235 47V45H234ZM177 48L181 51H183V48L181 47L180 44L177 45ZM167 55H170V52ZM224 55V59L227 61L229 60V57L226 54ZM246 60V56L244 55H239V63L243 64L245 67H248V64L245 63ZM193 63H195V61H193ZM209 64L212 63V61H208ZM167 67H172V65H167ZM235 67V65H234ZM194 82H195V78ZM260 79L264 80V77H260ZM225 138H227V134L225 135ZM233 139L236 140V142L238 144L243 145V143L245 142L243 139L241 138H237L236 136H233ZM165 144H168L169 141L165 140L164 141ZM206 143L209 144H215L216 141L215 140H209L206 141ZM177 147H180V145H177ZM202 150L204 153H208L210 150L207 148H203L202 146ZM249 153L252 151L251 148H249L247 150ZM189 159H198L200 160L201 163H204V158L201 155V152H198L196 150H193L189 155H188ZM90 159V157L88 158ZM99 162V161H98ZM250 163V162H249ZM211 166V165H209ZM262 169H264V165L260 166ZM116 175H119V172L116 173ZM133 175H135V173H133ZM197 175L206 177V173L203 172V170H201L199 173H197ZM249 177H251L253 180H257L259 181V183H257L255 185V188H258L259 190L256 191L254 190V185L251 183H248L245 180L244 176L240 177V183L243 185L244 188H247L248 191L244 192V191H238L235 192L234 194L231 195L230 197V202L236 206H238L237 211H231L229 206H225V198L229 197V194L227 193V191H217L216 196L215 197H211L209 196V191L205 190L204 192V196L208 197V199L203 201V209L204 211H206L208 213V218H205L202 214H200V219L204 221V225L207 226L208 229H211L213 231V233H221L224 234L227 231H230L231 228L235 227V228H239V227H244L247 225V223L249 221H251L253 224H257L259 225V227L264 228V216H259L256 220H252V216L253 213H260L262 210H264V175L261 176H253L251 172L248 173ZM49 185H53V187H55V185L53 184L52 180H49ZM162 183V181H161ZM188 183H195L194 179L190 178L188 180ZM104 188H108V185H103ZM183 187V185H182ZM37 192L40 191L39 188L36 189ZM185 191H187V189H185ZM4 194V190L0 189V196H3ZM41 195H43V193H41ZM76 195V194H74ZM90 194L86 191H84L83 189H81V192L79 194V199H80V203H76L75 205L69 203L66 206L68 208H72V207H76V208H85L88 209L90 208V204L85 203L83 198L84 197H88ZM129 195H131V193H129ZM21 199L22 198H17L15 201V205L13 206H6V201L3 199H0V208H4L6 207V211L8 212H13L15 209L20 208L21 206ZM128 199V196L124 197V201L126 202ZM165 200L168 199V197L164 198ZM108 200V195L107 193H105V195L99 197V201L103 202ZM40 203H45V201H39ZM153 203H155V200L152 201ZM249 202H251V204H249ZM53 202H49V207H51V204ZM54 203H59V201H54ZM219 205V206H217ZM143 205H138V207H142ZM158 207H163V204L158 205ZM177 207L179 208L181 213H188V204H177ZM242 208L244 212L248 213V215L246 217H244L242 214H237V212L239 211V209ZM193 211L197 212L198 214L200 213L199 209L193 208ZM137 215L139 216L140 213L137 212ZM169 215L175 216L177 215V213L175 211H173L172 213H170ZM4 219L3 216H0V220ZM50 220H59L58 216H51L49 217ZM234 221V223H229L228 221ZM111 221H109L110 223ZM92 224H96V225H100V226H105L103 224V222L99 221V220H94L92 221ZM49 227H56V225L54 224H50ZM77 227H83L82 225H77ZM31 230V229H29ZM87 230L89 232L93 231V228L91 226H89L87 228ZM203 226H202V231H203ZM256 229L253 228L252 231H255ZM15 232V229L13 230ZM69 231L75 232L76 229H70ZM69 231H64L62 233V236H58V239L61 240V242H63V237H67L69 235ZM0 232H2V230H0ZM120 247H123V245H120ZM94 253H96V255H104L105 253L97 251V249H93L92 250ZM108 255H111V253H106ZM72 264H76V258L75 257H70ZM208 264H212V261H208ZM221 264H228V262L226 260L221 259Z\"/></svg>",
	"mask_w": 264,
	"mask_h": 264
},
{
	"label": "clouds",
	"instance_id": "9594fccd",
	"mask_svg": "<svg viewBox=\"0 0 264 264\" xmlns=\"http://www.w3.org/2000/svg\"><path fill=\"white\" fill-rule=\"evenodd\" d=\"M55 5L56 4H54L52 6L54 7ZM19 14H20L21 17H23V14L21 13V10H19ZM57 20L58 19H56V21ZM17 21H18V19H17ZM26 28H28V27L26 26ZM21 29H22V31H23V33L25 35V38H26L27 37V34H29V32L28 31H25V27H23L22 25L20 26V31H19L20 33H21ZM66 30H68V29L66 28ZM28 39L26 38V40H28ZM6 41L7 42H10V39L6 38ZM2 47H3V44H2ZM12 47H13V45L9 46L8 47L9 49H7V50H6L5 47H3L2 49L5 50L9 54L12 51ZM87 47L89 48V50H84ZM96 48H97V46L95 45L94 42H91V41L87 40L84 43V46L82 47V51L87 52V51H90L92 49L93 50H96ZM98 50H99V48H98ZM12 68H13V65H12ZM0 71H2L1 68H0ZM9 71L11 72V75H12V69L11 68H10ZM10 79H11V77H10ZM34 82L35 81H33L31 83L28 82L25 85V87H24L25 89L24 90L27 93H28V90L30 91V87H31V85ZM9 83H11V80H9ZM41 87L42 88H48L47 85H43L42 83H41ZM59 89L60 88H58V86H57L53 90V93H50L51 92L50 90H48L46 92L41 91V90L39 91L40 92V96L44 95V97H46L45 100H50V102L52 101V103H55V104L58 105V109H57L58 110V114H60V112L69 110V107L66 105L67 104V101H65L61 97V102H60V98H59L60 96L58 97ZM242 90L244 91L245 90V87H243ZM252 90H253L252 88L249 89V94L247 96L248 100H249V97H250V94H251V91ZM27 93L25 95L24 101H25L26 98H28V94ZM61 103L62 104H65V106H63ZM242 103H244V102H242ZM17 104L18 103H16V111L15 112L8 111L7 114L5 115L4 131H3V135H0V137L3 140L4 146H5V148L3 149L2 154H0V162H2L4 166L3 167L0 166V169H2V171L4 173H5V171L8 172V175L5 178H3V179L0 180V189L2 187V189L4 190V193L6 194L7 191L4 189V187L9 188L10 186H14V188H15L14 198L13 197H10V198L13 199L14 202L9 201L8 203H6L8 206H10V202L13 203V205H14L15 204L16 196H18L20 194H23L25 191L28 190V188H31V190H33V191L31 192L30 195H28L26 197L27 198L26 202L36 201L37 203H39V201L42 200V198L38 199L37 197H34L33 194H35V191L36 190L32 186H28V184L30 183L33 186L36 185L37 187H39L38 184H44L45 181H48V180H46L45 178H42V177H41V181L37 180L36 177H38L40 175V173H39L38 169L35 168L36 166H38V167H40L42 169H46V172H47L49 170V168H52L49 165L50 160H51V163L54 164L55 161H58L59 160L58 158H62V159H64V161H66L64 163V164H66V167H68V165L70 167V165H72L71 163L73 162V160L75 162L81 161V159H78V155H76L74 153H65V154H62V155L59 156L58 154L53 153L52 149H50V150L49 149L39 150L37 152L33 151L32 149H23L22 142H24L26 140V135L24 134V130H27L28 129V130H30L31 133H38L40 135H44V132H46V131L49 132V130H50L51 127H49L47 125V122H48V118H47L48 117V114L46 112V106H45V111L43 112L45 114L42 113L43 116H41V117H43V119L42 118L40 119L37 115L36 116H32V113L34 112V109L32 107H30V106H27L26 103H25V106L22 107V105H21L20 108H17ZM3 105H4V102H3ZM2 108H3V106H2ZM2 108H1V111H0V128H1V112H2ZM27 108H29L30 110H32L31 111V118L27 115V112H26V109ZM46 114H47V116H45ZM233 121H234V119H233ZM233 121H231V122H233ZM231 122H229V125L231 124ZM242 122H243V120L240 121L239 123L236 122V126L242 124ZM22 124H25V125L22 126ZM8 138H9V140H8ZM11 146H13V148ZM41 147H42V145H41ZM9 152H10V155H9ZM225 152H226V150L224 151V153ZM12 153H13V156H12ZM33 153H35V154L38 153L39 155L40 154L43 155L44 163L37 162L36 161V157L32 156ZM17 157H19L20 161L17 162V164H16V158ZM2 158H7V160L6 159L3 160ZM56 163L57 162H55V164ZM14 165H15V167H16V165L19 166V167H16V173H20L21 172V168L27 169L25 167H28L29 168V169H27L29 171H24V172H27V174H29L30 173V170H33V169H35V170L38 171V173H35L34 172L35 177L33 178V180H31V178H28L26 176V180L23 181L24 183L22 185H25L26 184L27 187H23L22 185H20L18 183V181L16 182V180L13 178V176H12V168L11 167L14 166ZM60 165H62V163H59V166ZM9 177H11V178H9ZM61 180H63V179H61ZM56 182L58 183V181H56ZM10 183H13V184L12 185H9ZM17 185H19V186H17ZM62 186L67 189V185L65 183L62 184ZM23 188H25V190H23ZM48 189H50V187H48ZM9 192L10 191H8V193ZM1 198H2V196H0V199ZM36 199H38V201ZM32 204H28V206H32ZM26 206L27 205L24 206L25 210H28L30 208L33 209V207H36V206H33V207H29V208L27 207L26 208ZM82 210L81 211H77V219H80V217H85L86 216L85 215V208H83ZM20 211H21V207H20ZM80 212H82V214L81 215H78V213H80ZM86 214H87V212H86ZM21 215L23 217L24 213H21ZM79 221H80V225H82V224L84 225V224H86V223L89 222V221L83 222L81 220H78V223H79ZM76 228H78V227H76ZM65 230L67 231L68 229L66 228Z\"/></svg>",
	"mask_w": 264,
	"mask_h": 264
},
{
	"label": "trees",
	"instance_id": "16d2710c",
	"mask_svg": "<svg viewBox=\"0 0 264 264\" xmlns=\"http://www.w3.org/2000/svg\"><path fill=\"white\" fill-rule=\"evenodd\" d=\"M31 1L32 0H25V2L22 4L21 0H0V17L5 18L9 14H14L16 16V18L18 19V24L21 26V23H20V17L21 16L19 14V10L21 9L20 7L21 6L30 7ZM71 1H74V2L78 1L81 4H83V2H84V0H56V5L53 7V13L51 14L52 18L62 19L61 26L63 27V29L67 28L68 23L70 21V17L65 16L63 11L68 7L69 2H71ZM120 2L124 3V0H118V4H119L120 10L123 12H126L125 10H123L124 5L120 4ZM126 3H128V2H126ZM86 27H87L86 25L85 26L83 25L81 27V30L85 31ZM21 32H22L20 35L21 38H20V41H19L18 46H17V51H16V54L13 56V59L15 61L13 60L11 83L7 84L6 87L8 90L6 91V93L3 97L4 106H3L2 112H1L0 135H3L4 126H5V115L7 114V112L10 109L12 99H14L18 93L24 91L25 85L30 80L34 81L33 79H31L32 77H34L35 80L37 79V78H35V75L37 74L38 70L35 66L34 60L38 59V61H42L44 59L45 53H46L44 51H41V46H39L36 42H27L23 31H21ZM58 32L59 31H57V33ZM90 32L96 33L95 30H93V29H91ZM131 42H132V38L128 39L127 44H128L129 50L132 49V43ZM33 47H35V48H33ZM46 62L49 63V61L47 59H46ZM44 68H46V74H47V72L50 68V65L44 64ZM118 71H120V70H118ZM51 74H52V76L58 75L57 71H53ZM60 78L62 79V77H60ZM8 85H10V86H8ZM78 89H82V88L79 87ZM62 90L63 89L60 88L59 93H58V97L60 96L59 97L60 102H61V97H63V96L73 98V95H71L72 92L71 93H66V92L62 93ZM103 95L101 96V98L102 97L103 98L100 99V102L97 105V108H99V110L101 111V113L103 115L108 116L110 114V108L108 106V100H109L108 97L110 98V95H113V93L108 92L107 95H104V96ZM89 103H90V101H89ZM62 105L65 106V104H62ZM4 148H5V146H4L3 140L0 137V154H2ZM0 166L3 167L2 162H0Z\"/></svg>",
	"mask_w": 264,
	"mask_h": 264
}]
</instances>
